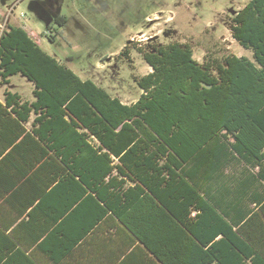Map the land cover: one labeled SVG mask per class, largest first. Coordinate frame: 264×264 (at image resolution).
Returning <instances> with one entry per match:
<instances>
[{"label":"trees","instance_id":"trees-1","mask_svg":"<svg viewBox=\"0 0 264 264\" xmlns=\"http://www.w3.org/2000/svg\"><path fill=\"white\" fill-rule=\"evenodd\" d=\"M230 24L253 60L228 53L201 64L186 44L137 47L153 71L136 80L132 104L6 25L0 83L20 74L34 100L6 89L0 101V264H62L90 233L107 232L133 237L152 264H264V251L235 229L236 207L229 222L207 191L225 169L247 176L253 200L264 182V0ZM47 31L50 43L62 34L51 23ZM249 215L261 222L264 204ZM247 226L264 233V223ZM220 234L212 253L177 248L183 235L209 244Z\"/></svg>","mask_w":264,"mask_h":264},{"label":"rangeland","instance_id":"rangeland-1","mask_svg":"<svg viewBox=\"0 0 264 264\" xmlns=\"http://www.w3.org/2000/svg\"><path fill=\"white\" fill-rule=\"evenodd\" d=\"M45 1L0 0V30L7 24L20 25L79 77L92 80L125 104L137 101L142 91L136 80L152 71L137 50L148 48V42L188 43L201 64L210 55L221 59L228 53L253 60L252 52L241 47L230 30L231 16L250 0H61L59 15L67 24L64 28L51 24L62 32L54 43L45 37L46 9L41 3L39 9L33 6ZM165 29L173 30V35L164 36ZM150 36V41H141ZM125 47L128 56H119ZM6 89L34 100L33 85L20 74L11 77L8 86L0 83V100Z\"/></svg>","mask_w":264,"mask_h":264},{"label":"crops","instance_id":"crops-1","mask_svg":"<svg viewBox=\"0 0 264 264\" xmlns=\"http://www.w3.org/2000/svg\"><path fill=\"white\" fill-rule=\"evenodd\" d=\"M0 27L2 28V26ZM1 32L2 30H0V34ZM28 34L32 37L29 32ZM255 185L254 189L257 190V198L253 200L255 197L252 198L248 195L247 176H241V170L225 169L216 176L214 182L210 180L207 185V191L210 203L219 204L220 207L224 208L226 211L219 210V212L229 222H232L233 218L229 215L231 213H228L227 209H230L232 204L236 207L237 211L234 212V216L238 220L235 221V229L243 227V233L249 236L255 246L264 251V233L253 232L255 230L247 226L249 220L254 221L255 224L264 223V218L259 222L249 215L250 212L257 211L261 204H264V182H259ZM250 188L253 189V187ZM0 204H8V202L3 198L0 199ZM7 208V205H3L4 210ZM242 215L243 218L241 217ZM212 221H215V219L212 218ZM15 226L16 224L13 227ZM87 237L64 258L62 264H152L153 256L151 251L146 250L145 252L136 249V244L131 243L133 237L130 238L127 234L120 235L114 232L90 233ZM222 237L220 234L209 244H202L201 241L193 237L190 238L188 235H183V238L178 240L177 248L183 251L191 244V248L193 247L197 253L201 254V252L208 251L212 253L214 251L213 246L216 245L214 243L221 240ZM121 240H124V242ZM180 250L178 251L181 253L182 251ZM194 257L197 259L201 258L200 256ZM213 264H217V262L215 261Z\"/></svg>","mask_w":264,"mask_h":264},{"label":"flooded vegetation","instance_id":"flooded-vegetation-1","mask_svg":"<svg viewBox=\"0 0 264 264\" xmlns=\"http://www.w3.org/2000/svg\"><path fill=\"white\" fill-rule=\"evenodd\" d=\"M60 4H61V0H47L45 2H41V5L44 6V8L46 9V14H47V19L50 20V21H53L52 23H54L57 19V17L59 16V11H60ZM41 6H38V9L40 8ZM51 23V24H52ZM173 31V30H172ZM172 31H168L167 29L164 30V36L168 37L167 35H173L171 32ZM175 33V32H174ZM157 40L158 38V35H156L155 37ZM151 39V36L150 38H147L146 40H141L143 42H146V41H150ZM154 40V39H153ZM133 42H135V40H132ZM173 43H180V44H186V45H189L188 43H181V42H170L169 44H173ZM169 44H166V45H169ZM153 46H165L164 44H160V43H156V42H148V48L149 47H153ZM190 46V45H189ZM141 47V46H140ZM191 47V46H190ZM144 58V57H143ZM145 60V59H144ZM146 62V60H145ZM147 64V62H146ZM148 65V64H147ZM149 66V65H148ZM150 67V66H149ZM152 69V67H150ZM153 71V69H152ZM151 71V72H152ZM150 72V73H151Z\"/></svg>","mask_w":264,"mask_h":264},{"label":"water","instance_id":"water-1","mask_svg":"<svg viewBox=\"0 0 264 264\" xmlns=\"http://www.w3.org/2000/svg\"><path fill=\"white\" fill-rule=\"evenodd\" d=\"M34 7H35V6H34ZM35 8H37V7H35ZM42 19H43L44 21H46V22L48 23V25H49V23H52V21H50V20L47 19V14H46V15H43V16H42Z\"/></svg>","mask_w":264,"mask_h":264}]
</instances>
